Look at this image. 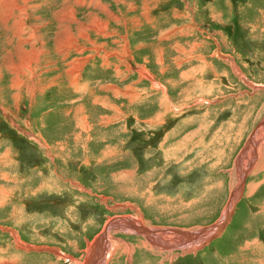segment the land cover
<instances>
[{
    "label": "rangeland",
    "instance_id": "rangeland-1",
    "mask_svg": "<svg viewBox=\"0 0 264 264\" xmlns=\"http://www.w3.org/2000/svg\"><path fill=\"white\" fill-rule=\"evenodd\" d=\"M189 1L0 0V264H264V0ZM158 54L210 82L175 104ZM149 87L167 115L122 97Z\"/></svg>",
    "mask_w": 264,
    "mask_h": 264
},
{
    "label": "crops",
    "instance_id": "crops-1",
    "mask_svg": "<svg viewBox=\"0 0 264 264\" xmlns=\"http://www.w3.org/2000/svg\"><path fill=\"white\" fill-rule=\"evenodd\" d=\"M181 2V1H180ZM186 2H190L189 0H186ZM196 2V1H195ZM209 5V6H207ZM205 5L206 6V9H208L209 7H213V6H218L219 4H213L212 2ZM205 9V8H204ZM197 10H199V7L197 6ZM209 11V10H208ZM212 16V15H211ZM191 30V29H190ZM196 37V35L194 36ZM198 37V36H197ZM196 37V38H197ZM199 39V38H197ZM202 41L205 42V38L202 39ZM190 42V41H188ZM207 45V44H205ZM118 61H121L120 59ZM174 61V59H173ZM205 63V68L208 69L210 71L211 74H207L204 78H198V74H194L193 72H196V69H194L195 67L192 66V67H189V68H183L182 66H185L184 63L182 64H178L177 62H173L174 65H171L170 63L171 62H167L163 56H161L160 54H158V61L156 62V65L153 67V68H149L145 65H143V67H147L146 70L150 71L151 73H154L153 75L156 77V78H159L160 79V82L162 83H167L169 85V94H170V97L173 99L174 103L175 104H180L182 102V95L178 92V89L181 88V90L184 89L185 85L188 83V84H191V83H197L198 81L200 80H203L204 82L207 81V83L210 82V76L209 78H206L208 75H212V68H213V64L211 65L210 63L208 64V62L204 61ZM229 62V61H227ZM212 63V62H211ZM208 64V66H207ZM130 65V64H129ZM131 66V65H130ZM140 66H137V68H135V73H131L133 74V76H135L136 78H138V82H141L142 84H148L147 82H149L152 87L157 90V91H163L161 89H157L155 85L152 84V81H151V78H153V76L148 72L146 71L145 69L141 70L139 68ZM203 67V66H202ZM212 67V68H211ZM211 68V69H209ZM202 70L204 71L203 74H201L202 76L205 75V70L202 68ZM146 71V72H145ZM130 74V75H131ZM137 74H140L141 77L144 79V80H141ZM163 77L164 80L161 78ZM239 77V76H238ZM162 80V81H161ZM157 82V81H156ZM134 83V82H132ZM158 83V82H157ZM159 84V83H158ZM130 85V84H129ZM149 85V84H148ZM160 85V84H159ZM108 86V85H106ZM208 86V84H207ZM102 87V86H101ZM131 89H132V84L130 85ZM161 87L164 88V86L161 84ZM189 87V91L192 90L191 86H188ZM210 87V86H208ZM114 94V93H113ZM120 96V95H119ZM117 96V97H119ZM132 96V97H131ZM113 97V96H112ZM115 97V95H114ZM122 97L125 99V102L128 104V105H132L134 103H137V102H142V105L146 108V110H150L152 112H155V109L157 108L158 109V113H152L153 115H167L168 112H170L167 108V104H166V101L164 100V98L158 94L157 92L154 93L152 92V90L149 88H143L141 91L138 92V94H135L134 93H127V96H123ZM127 97V98H126ZM131 97V98H130ZM192 97V96H191ZM130 98V99H129ZM139 98V99H138ZM139 100V101H138ZM201 101L202 103H204L205 100L201 99V100H198L196 101L197 103ZM124 105V104H123ZM126 107V106H125ZM122 114H124V112H121ZM134 114V113H133ZM65 127H67V124L65 125ZM78 129L81 130V127L78 126ZM82 131V130H81ZM79 136V135H78ZM91 140H94V139H91ZM90 140V141H91ZM89 141V143H90ZM87 143L85 144L84 147H87ZM87 154V153H86ZM59 164H62L64 167L67 168V171L70 172L72 168H70V163L68 162L67 159H62V162L59 163ZM68 165V166H67ZM52 181H48V184L51 186L49 190H47L46 192H48L49 195H63L61 196L60 198L63 200V201H66V198L64 197L65 196V192L63 191H74V193H77V199L79 200V203H77V205L74 207V202L72 203V208L71 209H76L78 208V210H80V205L82 206L84 203L86 204V201H92V196H86V194L84 193H81L79 191H77L75 188L71 187L70 185L67 184H61L62 182L60 180H56L55 178H53L51 176L50 178ZM79 180L82 181L84 183V180L81 178V175L79 176ZM66 185V186H64ZM38 192V191H37ZM41 195H44V191L42 193H40ZM47 195V194H45ZM81 195H84V196H81ZM40 199H42L43 197H39ZM42 201V200H41ZM93 205V204H91ZM52 216V215H51ZM38 236V237H36ZM28 242H31V243H35V242H39V235H33V238H29L28 240H26ZM36 244V243H35ZM43 248H32L31 251L28 250V252H48L46 250H42Z\"/></svg>",
    "mask_w": 264,
    "mask_h": 264
},
{
    "label": "bare ground",
    "instance_id": "bare-ground-1",
    "mask_svg": "<svg viewBox=\"0 0 264 264\" xmlns=\"http://www.w3.org/2000/svg\"><path fill=\"white\" fill-rule=\"evenodd\" d=\"M4 4V3H3ZM5 7V6H4ZM15 9V8H14ZM225 65V64H224ZM250 144H252V147H251V149H252V152H253V154H255L256 153V151H257V148H256V145H255V143H254V141H252ZM240 190V189H239ZM238 193H239V191H238ZM233 201V200H232ZM233 206V205H232ZM232 206H230V209L232 208ZM118 224V226L120 227V228H125V229H127V230H131V231H134V232H140V234L141 235H143V237L145 238V247H146V245H147V243L148 244H150V242L153 244L152 245V250H153V248H156L155 250H157L158 248H160V249H164V248H166V249H171V248H173V247H177V248H179V245L180 244H178V245H175V242L173 241V246H170V242H169V244H168V242H166L165 241V239H167V240H169V241H172V239L173 238H175V239H178V240H187L188 242H191L190 244V248L188 249V251L187 252H185V253H188V252H190V251H192V250H197V248H198V246L200 245V243H201V240L202 239H204L206 236L208 237L209 235H211L213 232H214V229H213V227H212V229H204V230H200V231H198L197 233H189V234H186V232L185 233H177V234H175V236L171 233V232H168L167 230H158L157 231V229H155V230H141L140 228H141V224H135V223H132L130 220H129V222H126V223H124L123 225H121V224H119V223H117ZM124 225H126V226H124ZM112 226H114V225H112ZM216 228L217 227H219V225L217 224L216 226H215ZM113 228V227H112ZM142 229H145V228H142ZM123 233H125V232H123ZM156 233L157 234H159V237L156 235ZM129 234V233H128ZM154 235H156V237H158V239H159V241L161 242V243H158V241H153L152 239H153V236ZM160 235L161 236H163V237H165L164 239H162L161 237H160ZM174 237H173V236ZM108 238V237H107ZM200 242V243H199ZM120 243V242H119ZM181 243V242H180ZM185 246H188V243L186 242V243H183ZM183 244H181V247L183 246ZM137 245V244H136ZM139 245V244H138ZM168 247H167V246ZM106 246H107V244H106ZM105 245L103 246V247H101L103 250H101V252H102V256H104V255H106V253H107V247H106ZM144 246V245H143ZM113 249H112V253L110 254V257L114 254V249H115V247H112ZM14 249H17L15 246H14ZM143 249V248H142ZM149 249H151V247H149ZM30 251H31V249H29ZM116 250V249H115ZM142 251V250H141ZM140 251V252H141ZM170 251V250H169ZM186 251V250H185ZM125 252V251H124ZM149 252V251H148ZM156 252V251H155ZM159 252V251H158ZM194 252V251H193ZM109 253V252H108ZM126 253V252H125ZM131 253V252H130ZM158 254V253H157ZM98 257L99 256H97L96 258L98 259ZM105 258V257H104ZM173 258V257H172ZM104 260V259H103ZM169 260V259H168ZM100 261H102L101 260V258H100ZM104 262V261H103ZM106 262V261H105Z\"/></svg>",
    "mask_w": 264,
    "mask_h": 264
}]
</instances>
